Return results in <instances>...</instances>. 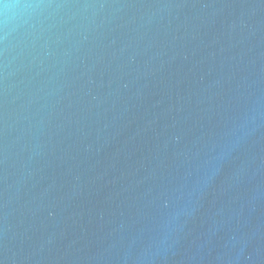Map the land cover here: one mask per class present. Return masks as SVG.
I'll return each mask as SVG.
<instances>
[{
	"label": "water",
	"instance_id": "water-1",
	"mask_svg": "<svg viewBox=\"0 0 264 264\" xmlns=\"http://www.w3.org/2000/svg\"><path fill=\"white\" fill-rule=\"evenodd\" d=\"M0 0V264H264V0Z\"/></svg>",
	"mask_w": 264,
	"mask_h": 264
},
{
	"label": "clouds",
	"instance_id": "clouds-1",
	"mask_svg": "<svg viewBox=\"0 0 264 264\" xmlns=\"http://www.w3.org/2000/svg\"><path fill=\"white\" fill-rule=\"evenodd\" d=\"M18 7L22 14L27 15L35 9L36 3L35 0H19Z\"/></svg>",
	"mask_w": 264,
	"mask_h": 264
}]
</instances>
